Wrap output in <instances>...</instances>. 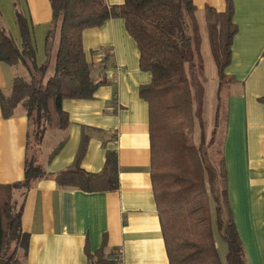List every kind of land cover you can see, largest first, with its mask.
<instances>
[{"label":"crops","instance_id":"1","mask_svg":"<svg viewBox=\"0 0 264 264\" xmlns=\"http://www.w3.org/2000/svg\"><path fill=\"white\" fill-rule=\"evenodd\" d=\"M193 2L202 32V55L207 36V61L213 65L211 71L218 72L205 10L225 13L229 2ZM231 4L237 33L225 69L233 84L222 144L228 199L247 264H264V0H231ZM18 12L29 23L38 64L49 59L52 63L58 31L48 54L50 0H0V27L20 48ZM83 48L99 87L91 99L63 100L69 125L65 130H48L39 150L47 176L25 196L22 191L14 195L23 209L22 229L29 235L23 264H91L99 253L118 264L119 252L123 264H170L153 187L149 105L140 95L152 75L140 68L138 45L122 18L85 30ZM17 76L28 78L23 66L0 62V94H11ZM29 127L23 106L5 119L0 104V185L24 180ZM85 136L80 168L99 174L107 153H116L120 183L116 191L87 192L58 184L57 177L75 164Z\"/></svg>","mask_w":264,"mask_h":264},{"label":"trees","instance_id":"2","mask_svg":"<svg viewBox=\"0 0 264 264\" xmlns=\"http://www.w3.org/2000/svg\"><path fill=\"white\" fill-rule=\"evenodd\" d=\"M225 13L205 10L210 48L220 80L227 78L231 47L237 33L231 0ZM16 5V1H14ZM53 21L46 38L47 52L58 31L53 76L48 65L38 64L37 50L29 23L17 13L22 44L0 27V62L23 66L28 78L17 76L10 95L0 94L5 119L21 105L27 112L29 132L24 180L0 185V264H23L29 235L22 229L23 209L14 198L25 196L47 176L39 161V150L48 130H65L69 119L62 109L65 99H91L99 83L91 77V67L83 48V32L103 26L114 18L125 21L127 31L140 51V68L152 75L140 95L149 105L152 149V178L162 233L170 264H223L215 238L211 197L228 213L226 235L231 264H246L244 246L229 205L227 169L222 158L219 168L209 160L203 131L205 87L200 78L203 67L202 34L193 0H124L109 5L106 0H50ZM199 73V74H198ZM200 131L199 144L195 141ZM75 164L57 177L62 187L87 192L119 189L116 153L108 152L104 170L86 173L80 168L85 150L84 137ZM91 264H115L99 253Z\"/></svg>","mask_w":264,"mask_h":264},{"label":"rangeland","instance_id":"3","mask_svg":"<svg viewBox=\"0 0 264 264\" xmlns=\"http://www.w3.org/2000/svg\"><path fill=\"white\" fill-rule=\"evenodd\" d=\"M202 33V32H201ZM208 39L205 37L204 47H203V67L200 69L199 75L205 87V97L203 104V131L205 135V144L210 142L212 139L213 132L216 128V119H219V126L216 129V137L214 145L208 149L209 160L219 168V163L222 158H224V152L222 150V144L224 140V132L226 131V121L228 116V105L229 96L231 92V85L233 84V79L225 78L220 80L218 72L213 69V65L207 61L208 56ZM55 58V55H54ZM214 59V58H213ZM47 62L48 73L47 76L53 74L55 69V60L52 63ZM195 141L197 144L200 142V131L197 129L195 136ZM211 211L213 224L215 227V238L218 243V251L223 264H231L230 260V243L226 235V222L228 218L227 211L222 205L213 198L211 199ZM245 253V249H244ZM246 258V257H245ZM246 264L247 260L245 259Z\"/></svg>","mask_w":264,"mask_h":264},{"label":"built area","instance_id":"4","mask_svg":"<svg viewBox=\"0 0 264 264\" xmlns=\"http://www.w3.org/2000/svg\"><path fill=\"white\" fill-rule=\"evenodd\" d=\"M116 261L118 264H123V253L119 252L116 256Z\"/></svg>","mask_w":264,"mask_h":264}]
</instances>
